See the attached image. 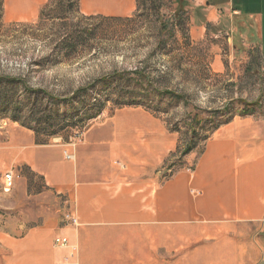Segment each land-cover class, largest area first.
I'll use <instances>...</instances> for the list:
<instances>
[{"label": "crops", "instance_id": "1", "mask_svg": "<svg viewBox=\"0 0 264 264\" xmlns=\"http://www.w3.org/2000/svg\"><path fill=\"white\" fill-rule=\"evenodd\" d=\"M183 2L192 41L215 30L232 52L264 59V0ZM46 3L22 0L12 12L8 1L6 16L29 22ZM137 6L78 0L79 14L111 19L131 17ZM120 116L121 127L115 118L114 128L95 126L69 142L43 144L29 130L12 136L10 166H24L44 186L28 195L20 176L21 197L54 204L22 211L16 234L1 236L0 264H169L172 251V264H264V119L234 117L166 176L160 167L175 137L151 115ZM65 212L77 226L62 223ZM57 237L68 246H55Z\"/></svg>", "mask_w": 264, "mask_h": 264}, {"label": "rangeland", "instance_id": "2", "mask_svg": "<svg viewBox=\"0 0 264 264\" xmlns=\"http://www.w3.org/2000/svg\"><path fill=\"white\" fill-rule=\"evenodd\" d=\"M8 1L12 12L22 2L2 0L0 76L42 90L33 107L44 121L37 134L41 143L63 141L50 140L53 133L71 134L73 140L95 126L114 128L115 118L121 127L120 115H151L177 141L160 167L167 176L183 166L185 148H193L189 154L196 157L216 128L240 117L242 100L258 101L250 116L264 119V59L246 56L242 48L232 52L225 34L215 30L192 41L191 14L183 0H137V11L124 19L83 16L76 0H47L43 16L25 23L7 18ZM61 37L67 42L61 44ZM134 71H143L149 84ZM165 90L181 98L159 94ZM10 97L18 105L26 95L19 89ZM15 115L21 118L0 107V241L2 234H16L23 210L54 204L20 195V176L27 180L28 195L42 193L44 186L24 166H10L9 153L4 154L12 136L27 130L13 121ZM6 171L17 176L7 193L2 190ZM176 253L169 255V264Z\"/></svg>", "mask_w": 264, "mask_h": 264}, {"label": "trees", "instance_id": "3", "mask_svg": "<svg viewBox=\"0 0 264 264\" xmlns=\"http://www.w3.org/2000/svg\"><path fill=\"white\" fill-rule=\"evenodd\" d=\"M76 1H77V8H78V0ZM66 2L68 4H71L72 0H66ZM44 8L45 6L40 10L39 18L43 16ZM1 13H2V0H0V14ZM105 19H111V18H105ZM65 42H67L66 38L61 37L60 43L64 44ZM133 74L138 75L139 77L143 78L144 81L146 82L145 84H149L150 82L149 78L145 77V73L143 71H134ZM19 89L25 93L26 98L21 103H18L17 105L13 103L10 97V94L13 93L14 90L17 91ZM39 92L42 93V90L32 89L28 85L26 80L24 79L0 76V107L4 109H8L12 111L14 114L20 113L21 118L15 115V117L13 118V121L17 122L21 127L32 131L36 139L38 138V135H37L38 131L42 130V126L44 124V121H42L40 118L35 117L34 108H33L35 104L39 101V99H41V97L39 96ZM159 94L170 95V96L176 97L177 99L181 98L175 93L171 91H167V90ZM45 95L47 98H50L54 102L59 100L58 98L53 97L51 94L45 93ZM240 103L243 104V110L239 114V116L241 117L252 115L254 113L255 108L258 106V101L248 103L242 100ZM58 137L62 139L64 142H68L71 140V138H73L71 134L68 137L63 138V137L58 136L56 133H53L49 136V139L51 140V139L58 138ZM76 137H74V139ZM37 142H39L38 139H37ZM43 144H48V142H44ZM192 149L193 148L191 147L185 148L184 151L182 152L183 156L189 154L192 151Z\"/></svg>", "mask_w": 264, "mask_h": 264}, {"label": "built area", "instance_id": "4", "mask_svg": "<svg viewBox=\"0 0 264 264\" xmlns=\"http://www.w3.org/2000/svg\"><path fill=\"white\" fill-rule=\"evenodd\" d=\"M67 158H70L67 156ZM17 177V176H16ZM12 171H6L3 174L2 178V190L7 193L11 191L15 185V178ZM62 223L68 226H77V220L70 212H65L62 216ZM54 245L57 247H67L68 240L64 237H57L54 239ZM76 257V250L73 248L71 254L69 256L70 259H74Z\"/></svg>", "mask_w": 264, "mask_h": 264}, {"label": "bare ground", "instance_id": "5", "mask_svg": "<svg viewBox=\"0 0 264 264\" xmlns=\"http://www.w3.org/2000/svg\"><path fill=\"white\" fill-rule=\"evenodd\" d=\"M13 1H14V0H13ZM20 1H21V0H20ZM15 5H17V4L15 3ZM15 5H14V6H15ZM11 6L13 7V5H11Z\"/></svg>", "mask_w": 264, "mask_h": 264}]
</instances>
